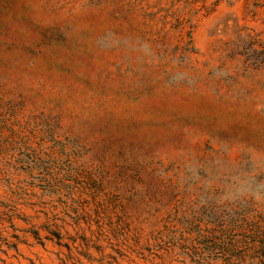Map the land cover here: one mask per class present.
<instances>
[{
	"label": "rangeland",
	"instance_id": "rangeland-1",
	"mask_svg": "<svg viewBox=\"0 0 264 264\" xmlns=\"http://www.w3.org/2000/svg\"><path fill=\"white\" fill-rule=\"evenodd\" d=\"M0 264H264V0H0Z\"/></svg>",
	"mask_w": 264,
	"mask_h": 264
},
{
	"label": "trees",
	"instance_id": "trees-1",
	"mask_svg": "<svg viewBox=\"0 0 264 264\" xmlns=\"http://www.w3.org/2000/svg\"><path fill=\"white\" fill-rule=\"evenodd\" d=\"M259 246H260V245H259ZM261 246H262V245H261ZM261 246H260V247H261ZM226 250H228V249H226Z\"/></svg>",
	"mask_w": 264,
	"mask_h": 264
}]
</instances>
